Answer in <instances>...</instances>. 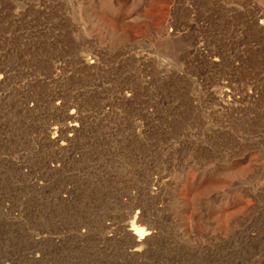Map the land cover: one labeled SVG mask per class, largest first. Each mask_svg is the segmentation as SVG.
<instances>
[{
    "label": "rangeland",
    "instance_id": "rangeland-1",
    "mask_svg": "<svg viewBox=\"0 0 264 264\" xmlns=\"http://www.w3.org/2000/svg\"><path fill=\"white\" fill-rule=\"evenodd\" d=\"M263 20L0 0V264H264Z\"/></svg>",
    "mask_w": 264,
    "mask_h": 264
},
{
    "label": "bare ground",
    "instance_id": "bare-ground-1",
    "mask_svg": "<svg viewBox=\"0 0 264 264\" xmlns=\"http://www.w3.org/2000/svg\"><path fill=\"white\" fill-rule=\"evenodd\" d=\"M243 1V0H242ZM245 4V3H244ZM262 19V18H261ZM264 21V20H263ZM262 22V21H261ZM259 23V22H258ZM1 69V68H0ZM8 73V72H7ZM1 77V76H0ZM5 77V76H4ZM221 89V88H220ZM221 94V93H220ZM222 94H227V92H224ZM228 95V94H227ZM233 95V94H232ZM231 95V96H232ZM234 96V95H233ZM219 97V96H218ZM224 98V97H223ZM226 98V97H225ZM231 98V97H230ZM227 99V98H226ZM230 100V99H229ZM223 103V102H222ZM226 103V102H224ZM71 121V120H70ZM69 121V122H70ZM79 123V122H77ZM70 124V123H69ZM68 124V125H69ZM52 127V126H51ZM76 128V125L72 124L69 126V130H74ZM55 131V130H54ZM53 134H56L54 132H52ZM81 134V133H80ZM55 137V136H54ZM76 147V146H75ZM59 161V160H58ZM53 166V165H52ZM134 215V214H133ZM142 218V217H141ZM132 225L127 229L128 230V233L133 237V240L136 242V243H140L142 242L145 238L147 237H150L152 235V231L150 229H146V230H142L141 229H138L136 228V225L140 224L141 221L137 218V217H134L133 218V222H131ZM140 226V225H139ZM138 226V227H139ZM155 233V232H154ZM127 234V233H126ZM147 241V240H146ZM133 242V241H132ZM143 243V242H142ZM128 246V245H127ZM143 251V250H142Z\"/></svg>",
    "mask_w": 264,
    "mask_h": 264
}]
</instances>
